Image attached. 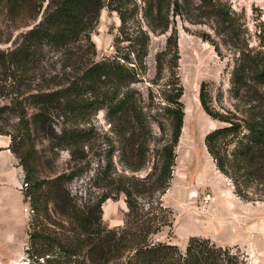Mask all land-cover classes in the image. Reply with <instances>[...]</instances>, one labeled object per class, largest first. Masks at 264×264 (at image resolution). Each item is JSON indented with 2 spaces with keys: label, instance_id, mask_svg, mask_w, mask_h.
Masks as SVG:
<instances>
[{
  "label": "trees",
  "instance_id": "obj_1",
  "mask_svg": "<svg viewBox=\"0 0 264 264\" xmlns=\"http://www.w3.org/2000/svg\"><path fill=\"white\" fill-rule=\"evenodd\" d=\"M104 8L118 14L120 26L112 53L97 59L92 33ZM262 13L255 15L252 45L244 15L225 0H0V39L10 43L0 48V134L10 137L7 148L25 171L23 200L33 210L28 264H251L238 247L207 237L190 236L181 248L154 236L172 226L162 198L184 118L177 18L208 25L213 38L202 33V40L218 54L221 46L233 53L229 90L245 110L237 117L216 109L201 82V108L223 123L205 135L208 153L237 192L240 184L264 183ZM150 32L166 34L151 65ZM99 110L111 136L96 132L102 141L94 146L85 124ZM60 119L69 126L55 129ZM35 133L67 151L65 170L41 177L30 165L33 154L22 146ZM120 196L122 223L105 225L103 203Z\"/></svg>",
  "mask_w": 264,
  "mask_h": 264
},
{
  "label": "rangeland",
  "instance_id": "obj_2",
  "mask_svg": "<svg viewBox=\"0 0 264 264\" xmlns=\"http://www.w3.org/2000/svg\"><path fill=\"white\" fill-rule=\"evenodd\" d=\"M225 1L244 15L251 34V44L255 45V15L261 11V19H264V0ZM129 24L135 25V19L131 18ZM175 25L180 55L177 73L183 86L181 100L184 105V118L175 149L173 176L162 198L164 205L173 212V222L170 229L166 228L155 235L154 240L170 241L183 248L190 236L207 237L221 245L238 247L247 254L251 264H264V183L240 184L238 194L233 180L216 167L204 143L205 135L223 123L211 118L201 108L198 99L201 82L209 84L212 104L216 109L222 112L231 111L237 117L244 114L243 103L234 99L229 90L233 67L232 49L221 46L218 54L209 41L202 40V33H210L213 38L208 25L182 22L179 18ZM119 26L120 19L115 11L105 8L101 10L96 30L92 33L97 59L112 53L113 40L118 36ZM150 39L148 61L151 65L154 54L164 46L166 34L150 32ZM9 44L5 39H0V48ZM61 121L62 119L58 121L55 129H59L61 125L69 126V122L62 124ZM14 123L16 118L10 119L8 128L12 129L11 125ZM85 125L93 128L94 146L102 141L98 134L111 136V127L103 110L91 115ZM0 138L8 140V143L10 141L8 135L0 134ZM231 145L232 143L228 145L229 149ZM22 149L33 154L34 158L29 155L28 161L36 167L41 177L68 167L70 157L67 151L54 148L50 141L40 138L39 133L32 134ZM113 159L117 169L121 170L122 166L117 163V157L114 156ZM5 160V156L1 155L0 264H28L24 248L33 210L23 200L25 189L20 186L24 181L25 171L16 158V164H13L16 172H8ZM143 173L142 171L138 174ZM5 176H9L11 181L4 179ZM83 178L84 176L72 183L73 191L81 189ZM27 182L31 183L29 180ZM25 206L30 208L28 212L24 211ZM123 208L125 205L122 196L117 200L107 199L102 205L104 224L120 225Z\"/></svg>",
  "mask_w": 264,
  "mask_h": 264
},
{
  "label": "crops",
  "instance_id": "obj_3",
  "mask_svg": "<svg viewBox=\"0 0 264 264\" xmlns=\"http://www.w3.org/2000/svg\"><path fill=\"white\" fill-rule=\"evenodd\" d=\"M0 140L2 141V144H0V156L1 155H4L5 156V161H6V164L8 165V172H11L12 170L14 172H16L15 168L13 167V164H16L15 163V160H16V157L11 153V151L7 148L8 147V140H5V139H1ZM11 176V175H10ZM4 179H6L7 181H11L10 177L9 176H5L3 177ZM14 180V179H13ZM12 180V182H13Z\"/></svg>",
  "mask_w": 264,
  "mask_h": 264
},
{
  "label": "built area",
  "instance_id": "obj_4",
  "mask_svg": "<svg viewBox=\"0 0 264 264\" xmlns=\"http://www.w3.org/2000/svg\"><path fill=\"white\" fill-rule=\"evenodd\" d=\"M22 180H23V179H22ZM26 185H27V183L24 182V181H22V184H21L20 186H21V188H23V187H26ZM29 210H30V208H29L28 206H25V207H24V211L28 212Z\"/></svg>",
  "mask_w": 264,
  "mask_h": 264
}]
</instances>
